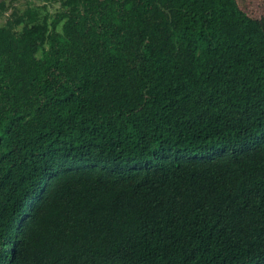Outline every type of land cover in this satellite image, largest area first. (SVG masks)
<instances>
[{"label": "trees", "instance_id": "1", "mask_svg": "<svg viewBox=\"0 0 264 264\" xmlns=\"http://www.w3.org/2000/svg\"><path fill=\"white\" fill-rule=\"evenodd\" d=\"M63 4L0 25V264H264V13Z\"/></svg>", "mask_w": 264, "mask_h": 264}, {"label": "rangeland", "instance_id": "2", "mask_svg": "<svg viewBox=\"0 0 264 264\" xmlns=\"http://www.w3.org/2000/svg\"><path fill=\"white\" fill-rule=\"evenodd\" d=\"M64 0H0L4 3V11L0 15V25L14 19L20 15L27 7H31L39 12L40 17L46 16L48 23L55 16L64 10ZM240 4L253 16L264 13V0H239ZM20 25L14 26L15 30L20 29ZM60 29V24L58 25Z\"/></svg>", "mask_w": 264, "mask_h": 264}]
</instances>
